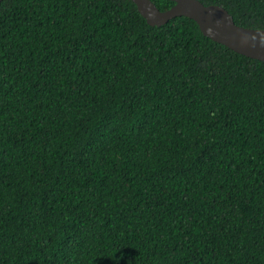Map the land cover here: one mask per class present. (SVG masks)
<instances>
[{
    "label": "trees",
    "instance_id": "16d2710c",
    "mask_svg": "<svg viewBox=\"0 0 264 264\" xmlns=\"http://www.w3.org/2000/svg\"><path fill=\"white\" fill-rule=\"evenodd\" d=\"M0 264H264V60L133 0H2Z\"/></svg>",
    "mask_w": 264,
    "mask_h": 264
},
{
    "label": "water",
    "instance_id": "95a60500",
    "mask_svg": "<svg viewBox=\"0 0 264 264\" xmlns=\"http://www.w3.org/2000/svg\"><path fill=\"white\" fill-rule=\"evenodd\" d=\"M133 1L151 25L161 26L175 17L187 16L211 39L249 57L264 60V28L238 25L222 5L205 4L201 0H173V6L161 10L153 0Z\"/></svg>",
    "mask_w": 264,
    "mask_h": 264
}]
</instances>
